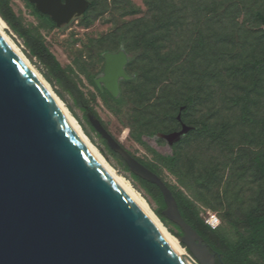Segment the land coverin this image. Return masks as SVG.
<instances>
[{
	"label": "rangeland",
	"instance_id": "1",
	"mask_svg": "<svg viewBox=\"0 0 264 264\" xmlns=\"http://www.w3.org/2000/svg\"><path fill=\"white\" fill-rule=\"evenodd\" d=\"M90 1L93 8L86 17L73 19L60 28H50L33 14L24 0H9L22 26L42 40L77 90L67 80L55 76L32 54L25 39L6 23L4 32L77 120L98 151L147 202L154 214L159 207L106 151L87 120L88 110L97 114L111 135L130 154L144 163L155 165L163 181L179 191L203 219L208 214L217 215L222 232L230 234L221 223V215L233 209L248 210L253 205L256 191L264 187V182L255 175L241 152L243 148L255 151L264 147V71L255 82L251 70L240 69L236 51L223 49L217 57L203 53L196 65L192 62L196 53L191 52L188 68L189 75L194 77L189 76L187 82L170 85L160 93L158 102L144 109L146 97L152 91L150 83L153 77H140L135 83L132 82L134 76L109 80L104 59L107 54L104 49L114 50L122 32H128V35L138 33L141 38V18L147 12L144 2L118 0L119 5H115L113 0ZM128 23H134L136 27H127ZM190 28V23L183 22L164 31L177 36ZM244 29L253 32L245 43L246 51L250 52L248 57L264 56V28L253 23L250 29L247 26ZM157 30L163 32L158 27ZM161 51H165V47ZM109 54L121 55L125 65L128 62L122 47ZM184 94L194 95L187 119L206 124L207 130L191 134L176 147L179 171L173 175L134 141L133 117L136 114L139 125L165 128L167 122L160 119L164 100H180ZM176 119L179 121L178 116ZM172 135L158 133L146 141L159 152L171 154V147L182 138L168 139ZM157 139L164 141L161 147L155 145L154 140ZM161 223L173 237L178 238L173 234L176 230L172 226Z\"/></svg>",
	"mask_w": 264,
	"mask_h": 264
},
{
	"label": "water",
	"instance_id": "2",
	"mask_svg": "<svg viewBox=\"0 0 264 264\" xmlns=\"http://www.w3.org/2000/svg\"><path fill=\"white\" fill-rule=\"evenodd\" d=\"M27 1L56 28L88 8L86 0ZM105 56L119 55L107 53L106 61ZM106 64L105 74L112 68ZM86 117L130 173L159 188L162 216L181 229L177 240L192 259L221 261L183 220L165 182L132 157L91 111ZM189 130L182 125L168 139ZM0 264H188L101 169L1 37Z\"/></svg>",
	"mask_w": 264,
	"mask_h": 264
},
{
	"label": "trees",
	"instance_id": "3",
	"mask_svg": "<svg viewBox=\"0 0 264 264\" xmlns=\"http://www.w3.org/2000/svg\"><path fill=\"white\" fill-rule=\"evenodd\" d=\"M24 1L40 21L50 28L56 27L48 16L40 14L32 4L27 0ZM119 2L113 0L115 5H119ZM143 2L147 12L141 18V38L138 33L128 35V32L124 31L119 35L114 50H104L107 53H116L122 47L128 57L124 73L128 77L134 76L133 83L137 82L140 77L141 79L146 76L153 77L150 83L152 91L146 97L144 109L154 102H158L160 93L170 85L184 83L188 81L189 76L194 77L193 74L189 75L188 68L191 52L196 53L192 61L196 65L199 64L198 61L202 58L200 56L203 53L206 56L217 57L223 49L231 52L236 51L240 69L251 70L255 82L260 73L264 71V56L248 57L250 52L246 51L245 43L253 32L244 29L245 26L250 29L253 23L264 28V0H143ZM92 8L93 3L91 2L82 17H86ZM0 18L16 34L25 39L32 54L45 64L55 76L60 80H67L77 90L76 85L68 78L42 40L32 36L22 26L20 19L12 11L9 0H0ZM241 18L244 20L242 19L240 22ZM183 22L191 25V28L184 33L175 36L167 30L164 31L167 28L182 25ZM127 27L136 26L134 23H128ZM157 27L163 29V32H159ZM164 47L165 51L162 52ZM78 95L83 97L80 91H78ZM193 102V94H184L180 100L165 99L160 111V119L167 122L165 128L157 125H139L136 114L133 117L132 138L134 141L173 175H177L179 171L176 147L191 134L207 130L206 124L187 119V112ZM89 111L100 120L94 111ZM177 116L179 121L176 119ZM101 123L107 129L102 121ZM182 125L189 127L190 130L175 146L171 147V154L159 152L156 147L146 141V138L158 133L167 135L179 132ZM92 130L94 131V129ZM97 136L118 166L128 172L132 180L157 204L159 207V210L155 212L157 218L172 226L176 230L173 234L179 237L182 234L181 229L162 216L165 204L159 188L130 173L120 156L110 150L98 134ZM163 142L160 139L154 140L157 147H161ZM241 152L255 175L264 182V147H259L255 151L243 148ZM130 155L134 157L132 154ZM135 159L160 177L155 165L144 163L138 158ZM165 185L175 198L183 220L203 239L211 252L220 256L221 261L216 258L215 264H264V187L256 191L253 205L248 210L233 209L221 215V223L230 233L226 235L220 228V222L217 228L211 229L205 224L196 208L179 191L167 183ZM182 247L185 248L184 245ZM185 250L187 251L186 248ZM187 253L189 254L188 251Z\"/></svg>",
	"mask_w": 264,
	"mask_h": 264
},
{
	"label": "bare ground",
	"instance_id": "4",
	"mask_svg": "<svg viewBox=\"0 0 264 264\" xmlns=\"http://www.w3.org/2000/svg\"><path fill=\"white\" fill-rule=\"evenodd\" d=\"M6 28L5 23L0 18V37L2 38L5 45L13 52L15 57L27 68L35 80H37L44 91L50 96L66 122L72 127L74 132L80 139V142L83 144L85 149L92 155V157L99 164L101 169L108 175V177L130 198L133 204L139 208L147 219L153 224V226L160 232L167 240L170 245L175 248L181 258H183L188 264H197L190 255L180 246L178 240L173 237L161 221L157 218L154 212L151 210L147 202L133 189L130 183L120 176L117 171L109 164L106 158L98 151L95 145L91 142L89 137L84 133L81 126L77 120L71 115L68 109L63 105V103L56 97L52 92L47 83L37 74V72L30 65L25 56L21 51L14 45V43L9 39V37L4 32ZM107 63L112 66L111 69H108L107 79H115L117 77H123L122 67L124 65V59L121 55L115 57L105 56ZM112 70V71H111ZM111 71V72H110Z\"/></svg>",
	"mask_w": 264,
	"mask_h": 264
},
{
	"label": "built area",
	"instance_id": "5",
	"mask_svg": "<svg viewBox=\"0 0 264 264\" xmlns=\"http://www.w3.org/2000/svg\"><path fill=\"white\" fill-rule=\"evenodd\" d=\"M205 224H207L211 229H215L219 225V219L215 214H208L206 218H204Z\"/></svg>",
	"mask_w": 264,
	"mask_h": 264
},
{
	"label": "flooded vegetation",
	"instance_id": "6",
	"mask_svg": "<svg viewBox=\"0 0 264 264\" xmlns=\"http://www.w3.org/2000/svg\"><path fill=\"white\" fill-rule=\"evenodd\" d=\"M86 1L88 2V8H89L91 2H90V0H86ZM62 2H64V0H62ZM88 8H87V9H88ZM87 9H86V10H87ZM86 10H85V12H86ZM85 12H84V13H85ZM83 15H84V14H83ZM83 15H82V16H83ZM82 16H80V17H82ZM78 18H79V17H78ZM73 19H76V17L73 18Z\"/></svg>",
	"mask_w": 264,
	"mask_h": 264
}]
</instances>
